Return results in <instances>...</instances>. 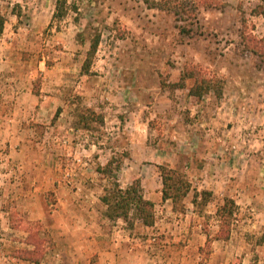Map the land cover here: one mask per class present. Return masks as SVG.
<instances>
[{
  "label": "rangeland",
  "instance_id": "rangeland-1",
  "mask_svg": "<svg viewBox=\"0 0 264 264\" xmlns=\"http://www.w3.org/2000/svg\"><path fill=\"white\" fill-rule=\"evenodd\" d=\"M57 2L0 0V264H109L114 251L124 264H264V61L245 40L264 38V1L67 0L53 19ZM189 67L221 79L222 96L174 87ZM85 106L104 123L80 126ZM161 164L191 182L186 211L153 227L109 219L112 182L143 186ZM195 189L213 191L204 212ZM227 199L231 235L216 240Z\"/></svg>",
  "mask_w": 264,
  "mask_h": 264
},
{
  "label": "trees",
  "instance_id": "trees-1",
  "mask_svg": "<svg viewBox=\"0 0 264 264\" xmlns=\"http://www.w3.org/2000/svg\"><path fill=\"white\" fill-rule=\"evenodd\" d=\"M264 1V0H263ZM160 4V3H156ZM67 0H58L56 11L53 19H63L67 15ZM258 14H264V8L257 11ZM5 26V17L0 13V37L3 34ZM100 34L96 35L88 50L87 57L83 64V72L89 74L93 58L96 54L100 43ZM247 42H256L257 48L255 52L262 57L264 61V38L255 39L245 36ZM193 80L190 87V93L197 97H202L210 92L217 93L221 97L224 90V83L216 77H208L198 67H189L183 71L181 80L173 83L174 87H185L187 80ZM60 114V109L57 116ZM77 123L85 129H96L104 123V115L94 107H81L76 112ZM111 161L107 164L111 165ZM160 175L163 181V199H170L173 204L174 212H185V199L192 190V184L186 174L180 169L167 164L158 165ZM213 191L208 189L194 190L192 204L195 211L204 212L206 206L213 198ZM103 203L106 205V216L111 219H123L129 228L135 227L137 222H141L144 226L152 227L156 224L155 203L146 198L144 188L140 179H135L126 186H122L118 180L113 181L110 189L102 197ZM237 204L233 199H227L225 203L217 208L216 215L219 218V230L216 240H228L231 235V229ZM253 264H261L258 260Z\"/></svg>",
  "mask_w": 264,
  "mask_h": 264
},
{
  "label": "crops",
  "instance_id": "crops-1",
  "mask_svg": "<svg viewBox=\"0 0 264 264\" xmlns=\"http://www.w3.org/2000/svg\"><path fill=\"white\" fill-rule=\"evenodd\" d=\"M152 176L157 177V186H158L157 188L151 187V182L149 181V178H151ZM142 177L146 179V181L143 180V188H144L145 197L152 200L155 203L156 214H159V212L162 214H165L160 219L158 218L159 216L157 215L156 221H169L170 218H168L167 214H169V212H172V213H175V212L173 211L172 201L170 199H163V192H162L163 181H162L161 175L157 173L156 171L155 173L152 171H148L147 173H144ZM156 224H158V222H156ZM116 254L117 253L115 251L110 253L109 257L111 258V262L109 264H124L123 262H119L117 260ZM168 264H180V263L179 261L177 262L173 261V263H170L169 261Z\"/></svg>",
  "mask_w": 264,
  "mask_h": 264
}]
</instances>
